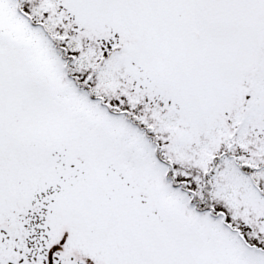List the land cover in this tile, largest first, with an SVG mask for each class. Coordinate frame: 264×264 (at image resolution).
I'll return each mask as SVG.
<instances>
[{
  "label": "snow or ice",
  "instance_id": "1",
  "mask_svg": "<svg viewBox=\"0 0 264 264\" xmlns=\"http://www.w3.org/2000/svg\"><path fill=\"white\" fill-rule=\"evenodd\" d=\"M0 264H264V0H0Z\"/></svg>",
  "mask_w": 264,
  "mask_h": 264
}]
</instances>
